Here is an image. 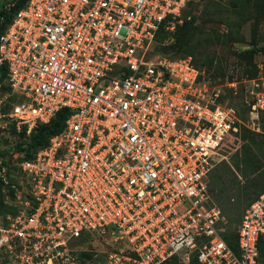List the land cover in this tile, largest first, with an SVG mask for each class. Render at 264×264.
Segmentation results:
<instances>
[{
	"label": "built area",
	"instance_id": "built-area-1",
	"mask_svg": "<svg viewBox=\"0 0 264 264\" xmlns=\"http://www.w3.org/2000/svg\"><path fill=\"white\" fill-rule=\"evenodd\" d=\"M190 1L28 0L14 15L0 68L16 101L4 111L0 100V128L28 137L62 110L67 118L32 158L14 153L8 169L0 156L1 204L12 209H0V264H258L264 194L244 211L233 249L208 189L244 126L240 112L191 57L152 50ZM225 88L241 96L253 131L264 75Z\"/></svg>",
	"mask_w": 264,
	"mask_h": 264
},
{
	"label": "rangeland",
	"instance_id": "rangeland-1",
	"mask_svg": "<svg viewBox=\"0 0 264 264\" xmlns=\"http://www.w3.org/2000/svg\"><path fill=\"white\" fill-rule=\"evenodd\" d=\"M1 1V0H0ZM243 0H193L181 13V20L185 17H194V25H198L202 29V33L197 35L193 41L185 47L191 52V57L195 63L210 64L212 69L210 73H216L217 78L208 81L210 87H224V91L228 97V103L233 104L235 107L242 111V120L244 122L245 130L257 134L260 143L264 144V119H259L254 126V130H249L246 126H250L249 113L241 106V96H233L225 88V85L233 80L240 82L248 78L255 70L256 76L261 73L264 75V53L258 52L252 64L248 62H241L238 54L244 50L250 49L254 43L258 46L264 45V6L256 7L244 6ZM244 5V4H243ZM6 4L5 9L8 8ZM175 23V24H180ZM158 44L152 46L154 54H160L157 50ZM173 56H178L180 53L172 51L169 53ZM5 111H9L12 105V100L7 98L4 102ZM24 141L21 137H17L12 132L11 126L0 128V151L5 152L4 155L7 161L12 162L15 158L12 157L13 150L16 144ZM246 143V142H245ZM13 149V150H12ZM240 156L241 150L239 152ZM22 155L17 156V160ZM233 158V156L231 157ZM224 162V163H223ZM218 164L209 174V194L211 202L218 207L224 217L227 219L239 220L242 215L243 207L249 197L254 193L264 188V182L256 187H252L247 196L243 195L241 201L234 197V201H225V194L222 189H227L229 186L235 187L237 180L234 179L235 175L240 183L246 182L241 180L240 175L237 173L232 159L227 158ZM264 170V167L262 168ZM259 172L254 174L258 176ZM260 177V176H259ZM235 194V192H233ZM225 218V219H226ZM235 223V222H233ZM237 225L231 223V228ZM99 251H110L111 247L106 246L103 242L97 246ZM177 264H183L180 259H177Z\"/></svg>",
	"mask_w": 264,
	"mask_h": 264
},
{
	"label": "trees",
	"instance_id": "trees-1",
	"mask_svg": "<svg viewBox=\"0 0 264 264\" xmlns=\"http://www.w3.org/2000/svg\"><path fill=\"white\" fill-rule=\"evenodd\" d=\"M27 1L28 0L0 1V35L3 34L4 31L7 29V27L10 25L14 15L25 7ZM192 1L193 0H191L188 3V5ZM6 4L9 5L7 9H5ZM239 5H241L242 7L244 6L253 7L254 5L256 7L259 6L262 7L264 6V0H243V3ZM168 21L169 19L165 20L161 24L159 30L156 33L155 43L158 44V49H159L156 50L160 53V55L167 56L172 59L191 57V52L185 46L191 43L197 35H200L202 33V29L198 25H194L195 18L194 17L188 18V16L183 18L180 24H175L174 31L172 34L168 33V31L166 30ZM169 35H172L173 37L172 42H168L167 40ZM172 51H176L177 53L180 54L178 56L170 55L169 53H171ZM258 52L264 53V45L258 46L257 44L254 43V46H252L250 49L244 50L241 53H239L238 58L240 59L241 62H248L249 64H252L253 58ZM191 59H192V64L202 73V77H204L206 80H210L209 79L210 77L212 79L217 78L216 73H210V71L213 69L212 65L210 64L197 65L192 57ZM256 72L257 70H255L250 76H248V78L256 77L255 74ZM0 88L2 90L9 91L10 94V89L5 84V69L3 68H0ZM8 98L12 100V103L16 101V97L14 95L9 96ZM240 102L242 106V99H240ZM228 104L234 106L231 103ZM4 108L3 110L5 111ZM238 111L240 112L239 116L242 117V111L240 109H238ZM66 118H67V111L62 110L49 124L39 126L28 137H26L23 134H16L15 131L12 130L15 136L21 137L24 140L16 144L14 150L12 149L13 154L19 153L22 155V157L18 159V161L32 158L34 153L47 146L50 138L62 131L64 127V121ZM234 142L235 144L227 153L228 156L227 158L230 157V159H232V162L234 163L236 171L240 175L241 180H245L246 182H244L243 184L240 183L237 177L232 174V176H234V179L237 180L235 183L236 186L235 187L229 186V188L227 189L225 188L222 189V192L225 194V198H226L224 200L227 202H230L231 200L234 201V197H236L238 201H241L243 195L247 196V194L250 192V189L252 187H256L264 182V170H262V168L264 167V144L260 143L258 135L251 133L245 130L244 128H241L239 137L235 139ZM240 150L242 156H240L239 154ZM5 154H6L5 152L0 151V156L2 157V164L7 166L8 169H11L12 163L15 162V160H12V162L7 161L4 157ZM232 156L233 158H231ZM258 172H259L258 176L252 177L254 176V174ZM208 189H209V184H208ZM0 191H1V185H0ZM233 192H235V194H233ZM262 194H264V188L254 193L253 196L255 197H249L247 199V201L245 202V206L243 207L242 210L241 218L239 220H237V218L235 219V217L232 220L224 217L226 218L225 219L226 231L223 233V239L225 240L226 244L231 248L235 249L236 247V234L234 231L236 227L240 224L244 211L254 200H256ZM1 199H2V195L0 192L1 211H12L11 208H6L1 204ZM231 223L237 226L235 228H231ZM258 253H259L258 264H264V234L259 237ZM177 259H178L177 257H172L170 260L166 261L163 264H177L178 262ZM190 264H199V263H197L195 258H192Z\"/></svg>",
	"mask_w": 264,
	"mask_h": 264
},
{
	"label": "crops",
	"instance_id": "crops-1",
	"mask_svg": "<svg viewBox=\"0 0 264 264\" xmlns=\"http://www.w3.org/2000/svg\"><path fill=\"white\" fill-rule=\"evenodd\" d=\"M8 96H9V91H7V90H2V89L0 88V100H1V101H4L5 99L8 98Z\"/></svg>",
	"mask_w": 264,
	"mask_h": 264
}]
</instances>
